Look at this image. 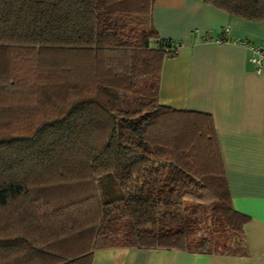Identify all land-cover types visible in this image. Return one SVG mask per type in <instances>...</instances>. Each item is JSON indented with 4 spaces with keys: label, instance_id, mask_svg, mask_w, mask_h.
Returning <instances> with one entry per match:
<instances>
[{
    "label": "trees",
    "instance_id": "obj_1",
    "mask_svg": "<svg viewBox=\"0 0 264 264\" xmlns=\"http://www.w3.org/2000/svg\"><path fill=\"white\" fill-rule=\"evenodd\" d=\"M205 1L264 19V0ZM151 4L0 0V264L246 254L210 116L158 101L178 43L157 35Z\"/></svg>",
    "mask_w": 264,
    "mask_h": 264
},
{
    "label": "crops",
    "instance_id": "obj_2",
    "mask_svg": "<svg viewBox=\"0 0 264 264\" xmlns=\"http://www.w3.org/2000/svg\"><path fill=\"white\" fill-rule=\"evenodd\" d=\"M150 23L178 43L162 60L158 101L210 116L231 205L247 217L246 254L110 247L93 252L90 264H264V58L256 68L240 42L264 44V19L245 20L205 0H152Z\"/></svg>",
    "mask_w": 264,
    "mask_h": 264
},
{
    "label": "built area",
    "instance_id": "obj_3",
    "mask_svg": "<svg viewBox=\"0 0 264 264\" xmlns=\"http://www.w3.org/2000/svg\"><path fill=\"white\" fill-rule=\"evenodd\" d=\"M240 42L243 43L251 52L249 61L253 63L256 68L259 67L261 60L264 58V44L254 45L246 42L245 40Z\"/></svg>",
    "mask_w": 264,
    "mask_h": 264
}]
</instances>
